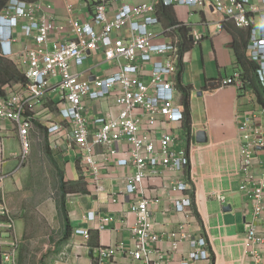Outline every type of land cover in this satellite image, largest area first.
Segmentation results:
<instances>
[{"label": "crops", "instance_id": "crops-1", "mask_svg": "<svg viewBox=\"0 0 264 264\" xmlns=\"http://www.w3.org/2000/svg\"><path fill=\"white\" fill-rule=\"evenodd\" d=\"M6 1L0 0V9ZM23 1L36 7L51 3V15L59 26L52 33L55 40L72 38L70 18L91 22L94 13L93 0ZM150 1L154 0H120L110 4L109 8L115 11L123 3L136 5ZM156 1L158 23L149 26L155 36L154 42L161 45L173 43L178 52L172 55L171 51H165L154 54L150 62L139 61V77L146 78L154 63L173 56L176 73L171 79L180 88L177 65L179 48L183 46L186 34L189 45L179 72L181 84L188 88V92L186 96L178 94L174 97L176 102L186 105L184 118L174 122L159 120L150 130L156 137L165 131L172 133L175 137L172 147L191 152L196 161L182 170L159 167L156 173L143 179L138 192L129 194L119 193V190L124 187V178L134 168L117 163V158L122 156L118 154L117 158L99 161L105 192L98 193L94 189L90 168L82 162L83 151L69 138L72 123L61 114L60 107L66 103L57 84L59 79L52 78L41 103L30 113L29 141L32 149L36 146L37 131H41L43 142V133L46 134V157L50 165L45 176L54 182V190L37 200L34 208L25 209L18 202L25 192L23 178L29 166L26 164L23 168L26 157H22L17 127L12 121L0 120V171L5 175L3 194L11 214L10 223L0 216V224H3L0 225V240L13 243L0 247V264H95L102 247H118L111 259L116 264H145L143 260H134L127 252L132 245L135 224L130 205L143 198L149 202L152 230L159 236L150 245L152 263L182 264L183 260H188V264H264V242L255 244L246 237L247 227L254 225L264 239V210L261 215H255L248 192L239 189L241 184L250 189L254 178L264 169L263 145H254L251 150L249 171L253 179H249L240 168L242 132L239 126L244 122V113L252 112L256 115V123L264 129V107L252 87L238 90L220 84L222 79L240 72L231 44L242 30L224 20L209 5L159 7L162 0ZM68 3L72 11L67 10ZM135 19L140 21L142 17ZM194 32L200 36L197 43L193 40ZM127 33L125 27L113 35ZM26 43L32 41L21 40L15 43L14 49L19 51ZM85 56L82 64L72 62L70 68L89 81L111 75L118 71L119 64H124L123 60L107 62L102 55L91 51ZM0 58L10 61L1 53ZM26 81L30 82L29 79ZM22 89L20 84H15L11 91ZM114 96L112 93L96 100H83L88 128L94 130L95 118L113 117L118 113ZM56 124L60 127L50 132L49 127ZM199 132L204 133L205 141L197 139ZM124 147L128 144L121 141L119 150ZM96 151L101 153L104 149L97 146ZM178 183L186 184V188L173 190ZM110 192H118L116 202L108 198ZM185 198L190 204L184 207V211H178L176 202ZM60 202L67 209V225L58 211ZM39 215L44 219L42 222ZM181 226L186 237H172V233L180 232ZM75 229L87 230L88 237L76 233ZM201 238L205 245L196 243ZM174 241L177 242L176 248L172 247ZM11 250V260L3 261V254ZM198 250H204L207 258L189 259V254Z\"/></svg>", "mask_w": 264, "mask_h": 264}, {"label": "built area", "instance_id": "built-area-1", "mask_svg": "<svg viewBox=\"0 0 264 264\" xmlns=\"http://www.w3.org/2000/svg\"><path fill=\"white\" fill-rule=\"evenodd\" d=\"M118 1L120 0H93L94 13L91 22L70 18L72 38L63 41L52 38V33L59 26L51 15L50 2L45 7H36L35 4L23 0H7L4 3L0 9V18L14 20L16 28H19V32L12 34V40L32 41L34 44L26 43L19 51L14 50L10 54L14 65L31 80L22 90H6L5 95L0 92V120L15 123L22 157H25L30 148V113L41 103L45 91L51 86V79L57 77V84L66 103L60 107L61 114L72 123L69 138L83 151L82 162L90 168L94 189L98 193L105 192L99 161L106 162L110 157L117 158L120 154L122 156L116 162L132 165L134 170L124 178V187L119 193L132 194L138 192L143 179L148 174L156 173L159 167L182 170L186 166H192L196 158L191 152L172 147L175 140L172 133L165 131L156 137L150 130L159 120L181 121L186 112L185 105L174 99L176 95L183 94L174 79H171L176 73L173 56L167 57L164 62L154 63L146 78L139 77V61L150 62L156 51L158 54L165 51H171L172 55L176 53L177 46L173 43L156 44L155 36L149 29L150 25L158 21L155 15L158 3L156 0L136 5L123 3L112 11L109 5ZM162 3L166 6L176 3L209 5L224 20L231 21L238 28L247 29L246 57L258 64L257 79L264 95V0H162ZM66 7L68 11H72L71 4L68 3ZM137 17L142 19L138 21L135 19ZM125 27L128 28L127 34L113 35ZM192 36L197 43L200 39L198 33L194 32ZM87 51L102 55L107 62L123 60L124 64H119L118 71L111 75L89 81L70 68L72 62L82 64ZM221 85L242 90L244 81L240 72H236L222 79ZM112 93L119 108L118 113L113 117L95 118L94 130H91L84 115L86 107L83 100H96ZM243 118L244 122L239 126V131L242 132L240 168L249 179H253L249 171L252 162L251 150L254 145L264 146V129L256 123L255 113L245 112ZM59 127V124L53 125L49 127V131H55ZM121 141H126L128 147L119 150L118 144ZM97 146L103 147L104 152L97 153ZM4 181L5 175L0 171V216L10 223L11 214L3 194ZM253 181L254 185L250 189L245 184L239 185V189L248 192L253 202L254 214L258 216L264 210V169ZM184 188V183L173 186V190ZM117 194L118 192H110L108 198L116 202ZM217 197L223 201L221 196ZM189 204L190 200L185 198L176 202V209L184 211V207ZM130 211L135 216V224L132 245L127 252L134 260L156 264L151 262L150 245L159 236L152 230L148 200L143 198L132 202ZM183 228L181 226L178 234L172 233V237H186ZM75 232L88 237L86 230L75 229ZM246 237L255 244L264 242L254 225L247 227ZM196 243L205 245L202 238L196 240ZM9 244L13 243L0 240V247ZM176 244L174 241L172 247L176 248ZM117 250L118 247L100 248L95 264H116L111 259ZM12 252L4 253L3 261H10ZM200 257L207 258L204 250L189 254V259ZM182 264H188V260H183Z\"/></svg>", "mask_w": 264, "mask_h": 264}, {"label": "trees", "instance_id": "trees-1", "mask_svg": "<svg viewBox=\"0 0 264 264\" xmlns=\"http://www.w3.org/2000/svg\"><path fill=\"white\" fill-rule=\"evenodd\" d=\"M159 7H164V5L161 4L159 5ZM165 8H169V7H165ZM180 30H186V28L184 29L181 28ZM240 30L242 31L239 32V35L235 38L236 40L233 41L231 44V47L234 49V52H235V56H236V60L238 64V70L240 71L241 78L244 81V87L245 88L252 87L253 91L257 95L258 102L262 104V106L264 107V96L262 93L263 89L261 85L259 84V81L257 79V73H256L257 63L254 61L248 60V58L246 57V49H247V43H248V30L242 29V28H240ZM183 41H184L183 46L179 48V59H178V65H177L179 70H178L177 78H178V84L181 89L179 87L178 88L181 90L182 94L186 96L188 92V88L181 84V80H180L181 76L179 72L183 68L182 57L188 47L187 45H189V41L186 37V34L183 37ZM26 80L27 79L25 78L24 74H22L20 69H18L12 62L6 61L0 58V92L3 95H5L6 90L10 91L15 84H20L22 88H25L27 85ZM43 134H44V142H45V152H47V149H48L47 144H46L47 136L45 133ZM58 211L64 223L68 222L67 209L64 206V204L61 202L58 203Z\"/></svg>", "mask_w": 264, "mask_h": 264}, {"label": "rangeland", "instance_id": "rangeland-1", "mask_svg": "<svg viewBox=\"0 0 264 264\" xmlns=\"http://www.w3.org/2000/svg\"><path fill=\"white\" fill-rule=\"evenodd\" d=\"M4 20L8 22V26H6V28L9 32L10 30L15 29L13 28L14 25L8 21L7 18H4ZM34 144H36V146L31 147L32 149L29 148L30 153L28 151V153L25 155L26 158H24L25 162H23V168L25 169L27 164L29 166V171L25 172V176L23 178V184H26L24 188L25 192H23V195L18 202L25 209H29L30 207L34 208V204L37 202V200L44 198L49 191L54 190V187L52 186L54 182L50 181V179L48 180L45 176V171L49 169L50 162L46 157L41 131H37L36 141ZM30 154L33 156V158L30 157ZM36 211L37 210L35 209V212ZM38 218L41 222L44 220L40 215Z\"/></svg>", "mask_w": 264, "mask_h": 264}, {"label": "bare ground", "instance_id": "bare-ground-1", "mask_svg": "<svg viewBox=\"0 0 264 264\" xmlns=\"http://www.w3.org/2000/svg\"><path fill=\"white\" fill-rule=\"evenodd\" d=\"M163 4V3H162ZM176 4H184V3H176ZM175 5V4H174ZM166 6V5H165ZM8 21H10L14 26L13 30H10V32L8 31V29L6 27H3L1 26V24L5 21L4 18H0V53L2 56H4L5 58L9 59L10 61H12V59L10 58V54L12 51H14V45L15 43H18V42H15L12 40V34H15L17 33L16 29H19V28H16L15 24H14V20H10V19H7ZM158 23V21L156 22ZM155 24V23H154ZM244 29V28H242ZM153 34V32H152ZM199 36V35H198ZM1 41H4V43H1ZM11 46V47H10ZM6 48H8L6 50ZM11 49V50H10ZM10 51V52H9ZM178 52V48L176 49V53L177 54ZM7 53H9L7 55ZM156 54H158V52L156 51ZM257 67H258V64H257ZM19 69V68H18ZM21 70V69H20ZM25 76V75H24ZM26 77V76H25ZM28 79V77H26ZM225 79V78H224ZM29 80H31L29 78ZM220 84H221V81H220ZM87 231V230H86ZM81 234V233H79Z\"/></svg>", "mask_w": 264, "mask_h": 264}, {"label": "water", "instance_id": "water-1", "mask_svg": "<svg viewBox=\"0 0 264 264\" xmlns=\"http://www.w3.org/2000/svg\"><path fill=\"white\" fill-rule=\"evenodd\" d=\"M192 40V36L189 37ZM204 133L199 132L197 133V139L200 140H204L205 141V137L203 136Z\"/></svg>", "mask_w": 264, "mask_h": 264}, {"label": "clouds", "instance_id": "clouds-1", "mask_svg": "<svg viewBox=\"0 0 264 264\" xmlns=\"http://www.w3.org/2000/svg\"><path fill=\"white\" fill-rule=\"evenodd\" d=\"M8 22L7 21H4L2 24H1V26H3V27H6V26H8V24H7ZM1 43H4V41H1ZM11 47V46H10ZM11 50V49H10ZM10 52V51H9ZM9 53H7V55H8Z\"/></svg>", "mask_w": 264, "mask_h": 264}]
</instances>
